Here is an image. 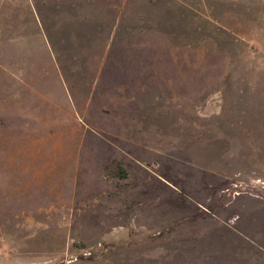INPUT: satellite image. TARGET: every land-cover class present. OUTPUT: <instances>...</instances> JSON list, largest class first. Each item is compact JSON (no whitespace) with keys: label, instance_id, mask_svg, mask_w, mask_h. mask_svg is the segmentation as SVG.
<instances>
[{"label":"rangeland","instance_id":"1","mask_svg":"<svg viewBox=\"0 0 264 264\" xmlns=\"http://www.w3.org/2000/svg\"><path fill=\"white\" fill-rule=\"evenodd\" d=\"M237 192L253 225L264 0H0V264H264L207 248ZM163 216L168 261L113 233Z\"/></svg>","mask_w":264,"mask_h":264},{"label":"crops","instance_id":"2","mask_svg":"<svg viewBox=\"0 0 264 264\" xmlns=\"http://www.w3.org/2000/svg\"><path fill=\"white\" fill-rule=\"evenodd\" d=\"M120 180L121 182H125L126 186L132 187L135 185L129 177L121 178ZM132 198L134 199L132 193L126 195L127 201H132ZM248 198L250 197L243 192H237L233 196H228L225 206L228 207L230 213L225 220H221L217 213L210 215L215 220H221L222 225L214 228L212 232H208L211 234L212 239L208 242L209 247L207 248L221 249L222 261H264V196L256 199L259 203V209L251 212L254 218L253 225H248L246 221L248 213L246 202ZM201 208L202 211H209L205 206ZM113 226L115 229L113 233L115 235H122L128 231V234H130L134 230L136 233L147 235L148 238H152L153 240H156V237H158L157 255H155L158 257V261H168L165 238L167 222L164 216L160 226L157 228H151L147 225H136L135 223L125 225L122 222H118ZM159 231L160 234H155ZM213 232L218 233L220 236L216 238ZM150 233L153 235L149 236ZM175 249L180 250L178 247Z\"/></svg>","mask_w":264,"mask_h":264}]
</instances>
